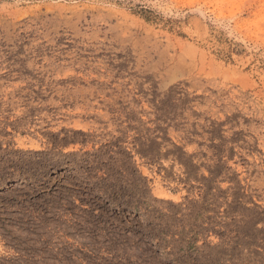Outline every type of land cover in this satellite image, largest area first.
Here are the masks:
<instances>
[{
	"label": "rangeland",
	"instance_id": "rangeland-1",
	"mask_svg": "<svg viewBox=\"0 0 264 264\" xmlns=\"http://www.w3.org/2000/svg\"><path fill=\"white\" fill-rule=\"evenodd\" d=\"M0 264H264V0H0Z\"/></svg>",
	"mask_w": 264,
	"mask_h": 264
}]
</instances>
